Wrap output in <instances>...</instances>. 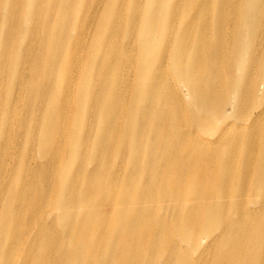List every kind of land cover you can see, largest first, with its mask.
<instances>
[{"label": "bare ground", "instance_id": "6f19581e", "mask_svg": "<svg viewBox=\"0 0 264 264\" xmlns=\"http://www.w3.org/2000/svg\"><path fill=\"white\" fill-rule=\"evenodd\" d=\"M32 1L46 36L33 45L39 31L29 29L10 91V64L0 66V211L12 189L18 199L30 190L14 207L9 264H264V0H90L81 11L78 0ZM16 4L6 6L10 20ZM16 18L7 33L19 32ZM52 33L58 52L73 39L75 63L51 56ZM1 44L14 58L11 40ZM74 111L84 151L55 207L58 193L43 190L63 153L75 155ZM98 123L93 152L105 157L87 169ZM48 209L76 220L64 245Z\"/></svg>", "mask_w": 264, "mask_h": 264}, {"label": "rangeland", "instance_id": "374dc122", "mask_svg": "<svg viewBox=\"0 0 264 264\" xmlns=\"http://www.w3.org/2000/svg\"><path fill=\"white\" fill-rule=\"evenodd\" d=\"M22 4H21V9L20 11H17L18 8V4H16V12L12 18V20H10L7 17V9L6 6L9 2V0H0V66L6 68L8 70V63L10 64L9 67V76H8V84L9 85V91L11 89V86L13 84L14 80V75L17 74V76H19V73L17 71V67L18 64L20 62V60L23 58V55H25V51H24V41L25 38L29 36V29L34 27L37 31H39L38 35L32 33V42L33 45H35V40L40 38L42 35L46 36V33L44 31V24H41L38 26L37 23H35L34 21H32L33 19V15H31L28 12V9L31 6H34L37 3H33L32 0H21ZM69 1H76V0H68L67 2H65L64 0L60 1L61 5H69ZM90 0H78L77 3V7H78V11H81L83 9V5L85 3H87ZM53 2V0H46V4L49 5V3L51 4ZM41 6V5H40ZM45 7V6H44ZM44 12H47V8L45 7ZM21 15V20H20V30L17 33V30L14 29V31L9 34L5 31L8 23H14L16 21V17ZM79 15L78 12L74 13L73 17H77ZM26 28V29H24ZM43 29V31H41V29ZM66 30V27H65ZM71 27L69 30V26L67 27L66 33L65 35L70 37L71 35ZM67 37V38H68ZM7 41L9 42L11 40V45L9 47V49H14L13 53L15 52V57L13 58L14 54L11 56H7L8 51L6 52L7 49L2 48L3 44H1V41ZM59 41H61V39L59 38ZM73 39L70 41H67V44L65 47L63 48H59V52L57 49V46L60 45L59 42H57V37L54 36V34L52 33V36H50V44L46 45L44 44L47 48H48V52L50 51L51 56H62V57H69L68 54L71 57V61L69 64L71 63H75L77 61V58L72 56V49L68 50V45L69 43L72 44ZM62 44V42H61ZM38 45H40V43L38 42ZM6 52V53H5ZM5 53V54H3ZM85 53H82L81 50V54L79 56V62H81L83 56ZM55 59H59L58 57ZM67 59V58H66ZM50 64V63H49ZM4 65V66H3ZM54 65V64H51ZM17 66V67H16ZM57 70L53 71L51 74V78L55 77V74L57 73L59 79H57V84H56V89H58L59 87H61V80H62V75H59L60 71L58 69L59 66L54 65ZM16 67V68H15ZM77 70L78 67H76L73 71H71V75L74 77L76 75V77H78L77 74ZM7 103H9L10 101L6 100ZM87 102V97L86 96H82V116L83 113L86 109V105L85 103ZM13 103V101H12ZM3 123V121H2ZM73 126L72 129L69 132V138L72 141L71 143V149H74L75 155L71 154V152L69 153V150H67V153H63V159L65 160V162L63 163V166L60 167L55 175V182L54 183H49V186L44 188V193H50L51 192V186L54 188L53 193H58L57 197H56V204L55 207H58V204L61 202V199L64 198L65 196H67L69 190L67 191V180L68 178L71 179L72 181V176L75 170V167L78 165L80 157L83 153V139L81 140V137H83V133H84V127H83V121L79 118V115L76 111H74V118L72 120ZM97 128L94 130V135L92 137V144L90 145L89 151H88V155H87V165L85 166L87 169L89 168V166L92 164V162L94 161L95 156L104 158L105 154L99 155L97 152H93L94 148L96 147L95 145V141L100 134V124H97ZM48 143V141H47ZM35 150H36V155H37V160L41 161V162H45L46 159L40 156V151H38V149H40V144L38 143V147L34 146ZM46 149H48V145H46ZM81 149V150H80ZM27 148L24 147L23 152L21 157L19 158V162L17 165V169L16 171H18L16 173L15 176H13L10 184L13 182L14 185L17 187L19 185V176L20 173L24 174L23 170H24V158H25V152H26ZM80 151V152H79ZM117 162L115 161L113 163V165H115ZM22 171V172H19ZM36 174L32 173L31 175L27 176V185L33 184L35 183L36 180H38V176L35 177ZM97 175V174H96ZM25 177V176H24ZM23 178V177H22ZM22 181V180H21ZM39 181V180H38ZM33 187V191L39 192L43 189V184L39 181L37 184ZM77 189H82L81 187L77 186ZM25 194V198L21 199L19 197V192L17 190L12 189V196L10 197V195L7 193L5 200L2 202L5 205V208L2 209L0 211V264H9V261H7V256H6V249L7 246L9 245L10 241L12 240V219H14L17 215V208L14 210L15 204L17 202V206H21L22 203L24 202L25 199H27L29 197V192L30 190H28V188H26L24 191ZM37 196V195H36ZM2 197V196H1ZM21 197V196H20ZM10 198V202L7 204L8 200ZM38 198V196H37ZM7 204V205H6ZM46 203H41L40 206H45ZM6 207L8 209V213H6ZM32 215H26V216H21L20 217V222H21V226H20V232L22 231V229H26L27 225L31 222L30 218ZM45 216H46V207H45ZM82 216V215H81ZM53 218H55V222H56V227L54 228L55 230L60 232V237L62 239H60L62 245H64L65 237L68 234V224L75 222L76 220L72 219V218H63L59 213H57V211L54 209V212L50 213L49 209H48V219H47V223H49ZM81 218V217H80ZM80 220V219H79ZM45 236L50 237L51 233L50 232H46L44 233ZM39 236V233L37 234V237ZM52 236V235H51ZM17 241L19 242V244L21 245V240L17 239ZM109 253V249H106L104 251V257L107 258V255ZM24 262H29L30 264H36L35 260H33V262L31 261V259L29 257H26L25 260L22 261V263ZM40 262L43 264L44 260L40 259Z\"/></svg>", "mask_w": 264, "mask_h": 264}]
</instances>
